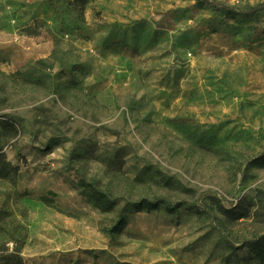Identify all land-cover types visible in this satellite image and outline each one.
<instances>
[{"label":"rangeland","instance_id":"rangeland-1","mask_svg":"<svg viewBox=\"0 0 264 264\" xmlns=\"http://www.w3.org/2000/svg\"><path fill=\"white\" fill-rule=\"evenodd\" d=\"M201 1L0 0V149L19 167L0 179V257L264 264V0ZM142 198L187 204L128 213L112 238ZM235 206L248 217L219 209Z\"/></svg>","mask_w":264,"mask_h":264},{"label":"trees","instance_id":"trees-1","mask_svg":"<svg viewBox=\"0 0 264 264\" xmlns=\"http://www.w3.org/2000/svg\"><path fill=\"white\" fill-rule=\"evenodd\" d=\"M90 2L91 0H74V4L78 6L81 10L84 9ZM201 2H202L201 0H198V3ZM262 11L263 9L260 7L253 8L248 13V16L255 15ZM4 126L6 129L9 130L15 129L14 124L9 122L4 123ZM250 165L259 168H264V153L261 156L257 157L256 159H254L253 161H251ZM18 172H19V167L14 166L10 162H8L5 158V155L2 152V149H0V179L15 181L18 176ZM78 185L83 189L84 192H86L89 195V197L95 202L97 207L103 213H111L118 206L117 199H112L109 195H107L99 188H97L95 184L89 183L86 180L81 179ZM186 204H187L186 202H171L165 198H154L152 200L148 198H142L135 202L126 203L123 209L121 210L117 222L113 227L108 229L107 232L112 238H115L117 235H119L123 231L126 225L128 213L137 214L142 212H153V211L164 210L168 214L173 215ZM219 209L220 212L231 221H240L248 217L246 211L241 209L240 206H235L230 209L220 207ZM196 212L200 217L206 214V211L201 207H197ZM250 245H251L250 243H245L237 247L233 245H229V247L232 249L233 253H237L239 251H243L249 248ZM0 264H25V263L23 258L19 254L11 253L0 257ZM115 264H131V263L118 262Z\"/></svg>","mask_w":264,"mask_h":264}]
</instances>
